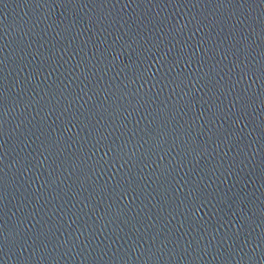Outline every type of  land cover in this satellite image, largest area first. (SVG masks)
<instances>
[{
	"label": "water",
	"instance_id": "obj_1",
	"mask_svg": "<svg viewBox=\"0 0 264 264\" xmlns=\"http://www.w3.org/2000/svg\"><path fill=\"white\" fill-rule=\"evenodd\" d=\"M0 264H264V0H0Z\"/></svg>",
	"mask_w": 264,
	"mask_h": 264
}]
</instances>
